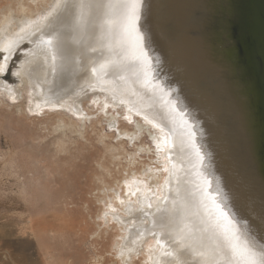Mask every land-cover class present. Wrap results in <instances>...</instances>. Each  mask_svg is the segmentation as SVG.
<instances>
[{
  "label": "bare ground",
  "instance_id": "obj_1",
  "mask_svg": "<svg viewBox=\"0 0 264 264\" xmlns=\"http://www.w3.org/2000/svg\"><path fill=\"white\" fill-rule=\"evenodd\" d=\"M234 1L237 2V10L233 18H237L238 22L225 30L226 35L223 31L219 34L223 44L221 54L238 76L236 62H241L250 71L253 69L250 65L254 54L259 48L264 49V0ZM25 2L35 0H9L0 11V90L4 89L3 85L9 84L22 88L17 81L26 80L36 86L39 100L48 107L75 102L79 91L85 89L84 85L93 84L90 86L99 89L95 85L103 81L114 92V95L110 94L111 97L115 98V91L120 94L135 93L140 97L141 93L129 81L133 75L143 72L144 77L139 85L143 90L150 86L153 91L163 93L164 90L177 95L172 122L176 131L173 145L170 134L162 132L160 128L154 127L155 134H150L157 147L165 153L161 155L167 171L164 184L149 185L147 180L155 179L156 174L143 173L145 177L141 182L144 186H133L131 181L126 180V197L116 196L125 204L127 217L122 219L118 216L117 219L124 234L133 215L127 203L141 204L135 215L136 222L127 230L123 251L117 245L115 247L122 264H130V252L147 238H152L154 243L150 259L145 257V264H183L188 253L195 256V261L196 258L200 259V254L209 256L207 264H216L215 256L219 257L218 253L224 250L225 254L221 256L225 259L221 264H230L229 241L238 244L241 249L245 246L251 248L259 260L261 253H264V187H252L253 184L247 181L244 162L239 156L241 144L237 138L229 136L223 112L217 110L215 104H210L209 97L203 98L200 92L196 94L197 88L190 92L187 87H178L175 67L173 71L171 68L167 70L172 64L166 67L170 61L173 65L180 61L182 75L195 69L188 66L191 61L187 50L177 52L169 43L173 34L183 28L184 20L181 23L177 13L170 16L178 0H52L48 7L35 15ZM133 13L138 17L134 29ZM137 33L142 39L138 40ZM239 34L242 36L239 46L226 44V38ZM185 37L189 38L186 34ZM48 40L51 41L50 45L45 43ZM88 43L93 50L97 48L98 54L89 51V57L83 59L85 68H82L80 52L89 48ZM78 45L81 46L79 50ZM239 47L250 53L252 58L245 62L240 56H235L236 50L232 48ZM134 65H139V68L132 69ZM6 72V77L10 76L8 82L1 79L5 78ZM188 78L186 75L182 82L186 81L185 85L192 86L190 81L193 80ZM194 84L199 87L197 82L194 81ZM10 91L13 93V88ZM193 98L199 99L194 102ZM18 99L13 98L15 101ZM153 101V98H144V101L142 98V101H137V107L148 110L151 117L157 118L160 111L156 106L159 104ZM257 103L262 112L260 120L264 122V100H257ZM62 122L58 120V123ZM191 122L201 124L202 128L196 129L195 123L192 128ZM140 129L138 123L137 130ZM180 129L186 132H180ZM210 129L218 130L213 139L209 137ZM129 134L138 136L134 132ZM198 156L203 158L200 165L196 163ZM192 167H196L194 175L188 171ZM137 180L135 182L138 183ZM233 237L236 239L233 240ZM174 239L182 241L178 243V250L174 248L177 246L172 242ZM232 264H238V261H232Z\"/></svg>",
  "mask_w": 264,
  "mask_h": 264
},
{
  "label": "rangeland",
  "instance_id": "obj_2",
  "mask_svg": "<svg viewBox=\"0 0 264 264\" xmlns=\"http://www.w3.org/2000/svg\"><path fill=\"white\" fill-rule=\"evenodd\" d=\"M8 1L0 0V11ZM51 1L24 4L35 15ZM88 45L89 50L80 52L82 60L89 57V51L95 55L98 52ZM138 68L134 65L132 69ZM6 75L7 72L1 79L8 82L10 76ZM143 77V72H139L129 81L141 93L140 97L118 91L115 98L111 97L114 92L103 81L95 85L99 89L90 86L93 84L84 85L75 102L62 103L60 107L45 106L36 86L26 80L17 81L22 88L3 85L6 90H0V264H122L115 247L123 251L127 230L136 222L141 204L127 203L133 215L124 234L117 219L127 217L125 204L116 196L126 197V180L133 186H144L143 173L156 174L155 179L147 180L149 185L164 184L167 171L161 155L165 153L150 134H155L154 127L163 128L162 132L170 134L172 145L176 137L172 122L177 95L153 91L150 86L143 90L139 86ZM14 97L19 99L15 101ZM142 98H153L159 104L157 118L137 107ZM138 123L142 128L139 131ZM132 132L138 136L130 135ZM201 157H197V165L203 162ZM195 170L196 167L188 169L191 175ZM133 179H138V183ZM174 240L178 250L181 240ZM153 243L152 238L145 239L130 252L129 263L145 264ZM224 251L215 256L216 264L223 263ZM187 255L183 264H207L209 259L199 254L196 262L195 256Z\"/></svg>",
  "mask_w": 264,
  "mask_h": 264
},
{
  "label": "water",
  "instance_id": "obj_3",
  "mask_svg": "<svg viewBox=\"0 0 264 264\" xmlns=\"http://www.w3.org/2000/svg\"><path fill=\"white\" fill-rule=\"evenodd\" d=\"M236 3L234 0H178V5L170 16L177 13L180 22L184 20L181 26L183 28H180L179 33L173 34V39L169 43L177 52L187 50L191 61L188 66L195 69L194 72L189 71V74L182 75L179 69L182 68L180 61H177L176 65L170 61L166 67L171 64L172 66L165 68L169 70L175 67L178 87H187V91L190 92L197 88L196 94L199 95L200 92L203 98L209 97L210 104H215L217 110L223 112L229 136L233 139L237 138L241 144L239 156L244 162L247 181L253 184L252 187L262 185L264 187V122L260 120L262 112L259 111L261 107L257 103V100H264V49L259 48L252 58L250 53L240 47L232 48L236 50L235 56H240L243 61L252 58L250 66L253 71L245 69L241 62H236L238 76L236 72L233 73L230 64L221 54L223 44L219 33L223 31L226 35L225 30L238 22L237 18H233L236 16L234 14L237 10ZM122 24H119V27H122ZM185 34L189 38H186ZM241 40L242 36L239 34L226 38L225 42L232 47L239 46ZM186 75L190 77L188 79L193 80L190 81L192 86L185 85L186 81L182 82ZM193 99L196 102L199 98ZM195 127L202 128V125L195 123ZM208 132L209 137L213 139L218 130L210 129ZM230 142L233 145V142ZM235 150L238 152L237 149ZM249 207L245 206V208Z\"/></svg>",
  "mask_w": 264,
  "mask_h": 264
},
{
  "label": "snow or ice",
  "instance_id": "obj_4",
  "mask_svg": "<svg viewBox=\"0 0 264 264\" xmlns=\"http://www.w3.org/2000/svg\"><path fill=\"white\" fill-rule=\"evenodd\" d=\"M138 19V17L133 13L132 16V27L135 28V22ZM137 38L142 39V37L139 36L137 33ZM46 44H51V41H45ZM161 131H163V128H161ZM236 239L233 237V240ZM229 253H230V264H232V261H238V264H264V253H261L260 259L257 260L256 253L249 247L245 246V248L241 249L238 244L232 243L229 241Z\"/></svg>",
  "mask_w": 264,
  "mask_h": 264
}]
</instances>
